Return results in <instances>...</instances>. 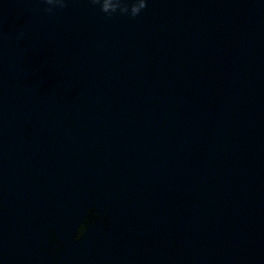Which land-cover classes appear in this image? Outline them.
I'll return each mask as SVG.
<instances>
[{"label": "water", "instance_id": "95a60500", "mask_svg": "<svg viewBox=\"0 0 264 264\" xmlns=\"http://www.w3.org/2000/svg\"><path fill=\"white\" fill-rule=\"evenodd\" d=\"M0 264H264V0H0Z\"/></svg>", "mask_w": 264, "mask_h": 264}, {"label": "clouds", "instance_id": "9594fccd", "mask_svg": "<svg viewBox=\"0 0 264 264\" xmlns=\"http://www.w3.org/2000/svg\"><path fill=\"white\" fill-rule=\"evenodd\" d=\"M54 2V0H47L48 4H52Z\"/></svg>", "mask_w": 264, "mask_h": 264}]
</instances>
